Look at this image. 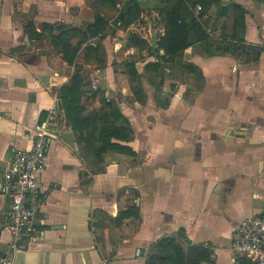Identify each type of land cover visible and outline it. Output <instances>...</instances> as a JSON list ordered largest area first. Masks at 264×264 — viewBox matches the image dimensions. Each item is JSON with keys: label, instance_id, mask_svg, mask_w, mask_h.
<instances>
[{"label": "crops", "instance_id": "0c3cea01", "mask_svg": "<svg viewBox=\"0 0 264 264\" xmlns=\"http://www.w3.org/2000/svg\"><path fill=\"white\" fill-rule=\"evenodd\" d=\"M110 1L0 0V184L12 150L29 148L32 127L55 104L60 110L32 241L13 242L5 229L9 200L0 193V264L2 258L12 264H145L153 243L178 231L209 249L213 264H251L233 254L231 232L241 219L264 216V0L211 3L204 27L219 25L221 32L183 51L182 65L194 70L166 63L163 50L156 52L159 13L147 16L143 9L155 0H137L139 16L129 23L121 17L127 3L118 9L120 0ZM222 6L226 13L219 16ZM97 13L107 24L78 54L80 104L87 114L103 105L99 95L114 102L119 124L132 130L127 145L133 155L95 157L78 142L58 93L76 67L49 39L29 41L23 30L29 21L38 31L42 23L84 29ZM147 25L154 37L140 30ZM130 34L146 48L132 46ZM97 44L102 63L95 67L84 59V47ZM156 62L161 68L148 67ZM96 70L94 90L88 73Z\"/></svg>", "mask_w": 264, "mask_h": 264}, {"label": "trees", "instance_id": "16d2710c", "mask_svg": "<svg viewBox=\"0 0 264 264\" xmlns=\"http://www.w3.org/2000/svg\"><path fill=\"white\" fill-rule=\"evenodd\" d=\"M111 2L110 0H103ZM216 0H157L159 4L158 15L160 21L164 24V33L157 41L156 52L162 49L164 55L161 57L164 62L171 63L173 66L182 65V54L185 49L197 42L205 41L207 35L204 30L203 19L211 3ZM218 4V2H217ZM201 7L199 16L196 18L194 10L196 6ZM234 9H239L236 4L232 5ZM239 15L243 16L244 11L239 9ZM226 13V7L219 8L218 15ZM124 16L127 19H124ZM138 1L131 0L127 3L126 13L121 17L125 23L138 18ZM107 20L104 16L97 13L95 22L83 28H73L66 24H40V30L36 29L32 21L27 22L24 27L29 41H40L49 39L50 43L62 60L75 69L71 74L68 84L59 88V100L61 109L64 112L66 122L71 129L78 133V142H84L92 150L95 157H99L106 151H115L127 155H133L134 152L127 145L133 139L132 130L128 126L120 125L122 115L114 102H104L102 95L98 98L103 103L98 111H91L86 114L80 104L82 96V78L77 65V57L83 45L89 38L97 37L103 34ZM191 33L193 39L190 38ZM234 37H237L234 30ZM128 41L132 46L139 50L146 48V42L137 36L128 35ZM84 59L102 63L101 47L99 44L84 47ZM152 49H149V52ZM127 69L132 76L133 81L138 76L134 61L126 64ZM171 66V65H170ZM148 67L154 69L161 68L158 62L150 64ZM172 67V66H171ZM187 70H194L190 65H182ZM140 76V75H139ZM132 81V82H133ZM140 83L134 86V94L140 99ZM124 142V143H120ZM127 213H119L123 217ZM245 260V258H242ZM246 263H249L245 260ZM145 264H213L211 252L202 245L192 244L184 235V232L178 231L176 234L164 236L158 239L146 256Z\"/></svg>", "mask_w": 264, "mask_h": 264}, {"label": "built area", "instance_id": "2783aa9c", "mask_svg": "<svg viewBox=\"0 0 264 264\" xmlns=\"http://www.w3.org/2000/svg\"><path fill=\"white\" fill-rule=\"evenodd\" d=\"M129 1L131 0H120L117 3L118 9ZM200 11L201 7L196 6L194 10L196 18ZM156 18L158 35H163L164 24L157 13ZM198 20L203 19L198 18ZM140 30L151 37L155 36L153 25L141 27ZM204 30L207 35L214 37L221 32V27L219 25L204 27ZM98 73V70L93 74L88 73L94 90L98 88L96 79ZM105 101L109 102V98ZM59 111V107L55 104L48 111L45 120L32 127L30 147L13 149L4 168L0 193L9 200L5 229L10 233L14 243L21 238H27L29 241L34 238V222L43 204L41 184L46 169L47 148L49 141L57 137L53 127ZM231 249L236 257L245 258L251 264H264V216L254 215L238 221L231 232ZM1 264L12 263L8 258H2Z\"/></svg>", "mask_w": 264, "mask_h": 264}, {"label": "rangeland", "instance_id": "374dc122", "mask_svg": "<svg viewBox=\"0 0 264 264\" xmlns=\"http://www.w3.org/2000/svg\"><path fill=\"white\" fill-rule=\"evenodd\" d=\"M157 3V0H155V2L153 3V4H151V5H149V4H147V5H145L144 7H143V9H144V12H145V14L147 15V16H149V15H151V11L153 10V9H158V5L159 4H156ZM157 22V21H156ZM119 39H124V38H119ZM80 61V60H79ZM90 65H93V66H100V64L98 63V62H95V61H92V62H88ZM72 68V67H71Z\"/></svg>", "mask_w": 264, "mask_h": 264}, {"label": "water", "instance_id": "95a60500", "mask_svg": "<svg viewBox=\"0 0 264 264\" xmlns=\"http://www.w3.org/2000/svg\"><path fill=\"white\" fill-rule=\"evenodd\" d=\"M190 38L191 39H193V34L191 33V35H190ZM153 45H155V41H153ZM155 51L153 50V53H154ZM63 138L67 141V142H69V143H71L72 141H73V138H72V134H71V132H65V133H63Z\"/></svg>", "mask_w": 264, "mask_h": 264}]
</instances>
